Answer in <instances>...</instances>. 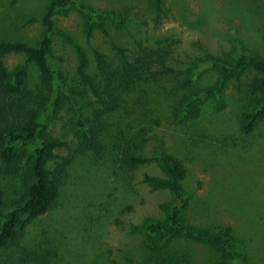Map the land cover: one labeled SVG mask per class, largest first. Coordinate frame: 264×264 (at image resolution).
<instances>
[{"label": "rangeland", "instance_id": "obj_1", "mask_svg": "<svg viewBox=\"0 0 264 264\" xmlns=\"http://www.w3.org/2000/svg\"><path fill=\"white\" fill-rule=\"evenodd\" d=\"M48 1L0 0V40L34 43L41 25L32 20L39 19ZM74 1L108 16L105 23L109 37L96 31L90 41L83 34L86 18L80 8L61 10L54 16L56 29L86 51L96 47L112 55L110 38L131 51L137 48V42L153 46L167 41L169 61L177 70L210 56L225 62H231L240 52L264 58V0H163L158 22L154 21L152 0ZM113 14L119 15L124 25H112ZM4 61L11 71L24 63V57L11 54ZM49 63L72 85L76 55L73 45L58 34L53 36ZM29 72L34 89L37 71L30 65ZM214 81L213 74H206L198 85ZM164 86L168 92L172 87L169 82ZM155 95L158 97L153 107L162 122L146 130V152L152 154L155 147L162 146L183 163L186 177L182 190L188 204L183 212L185 221L211 230L231 228L238 262L264 264V120L245 135L240 131L239 119L253 108V96L246 88L238 92L229 84L222 93L201 102L198 120L182 123L167 114L165 97ZM170 97L174 98L173 94ZM47 100L45 95L38 96L33 106L43 114L42 120L51 122L49 134L75 148L77 142L68 124L74 114L62 108L57 117L43 113L48 109ZM157 110H162V115ZM81 156L63 181L56 204L21 233L29 251L41 244L49 264H229L220 251L183 240L174 241L167 253H156L150 259L147 240L129 232V225H138L145 217L161 218L160 205L175 203L169 193L154 192L139 184L144 172L159 176L157 167L152 164L137 172V184L125 201L124 193L116 194L110 186L106 168L91 165L87 155ZM52 167L53 162L48 169ZM22 190L21 178L8 174L0 162V197L5 213L22 202ZM127 206L132 210L121 214ZM17 252L16 247L7 249L0 256V264H17Z\"/></svg>", "mask_w": 264, "mask_h": 264}, {"label": "trees", "instance_id": "obj_2", "mask_svg": "<svg viewBox=\"0 0 264 264\" xmlns=\"http://www.w3.org/2000/svg\"><path fill=\"white\" fill-rule=\"evenodd\" d=\"M152 7L156 14L154 21L158 22L163 14V0H152ZM73 8L85 13L83 34L87 40L90 41L96 31L109 37L105 13L74 0H49L39 19L32 20L41 25L34 43L0 40V162L8 174L21 178L23 189L22 202L7 213L3 211L0 197V256L16 247L14 261L17 264H49L42 254L41 244L29 251L21 233L51 210L70 168L79 163L81 155H87L91 165L106 168L110 186L116 194L124 193L125 201L137 184L140 169L153 164L159 170V176L144 172L139 184L154 192L169 193L175 203L160 205L161 218L145 217L140 224L129 225V232L141 234L147 240L145 246L150 259L156 253H167L174 241L183 240L220 251L229 264H240L233 251L231 228L211 230L185 221L183 212L188 204L182 183L186 169L162 146L148 154L143 137L162 122L153 107L158 97L155 94L163 95L168 101V115L173 114L182 123L194 122L200 117L201 102L222 93L229 84L238 92L246 88L253 96V108L239 118L241 133H252L264 120V58L240 52L231 62H225L210 56L177 70L169 61L167 41L153 46L137 42V48L131 51L110 38L112 55L96 47L86 51L54 24V16L59 11ZM112 18V25L117 28L124 25L119 15L113 14ZM56 34L74 48L76 66L72 85L49 63ZM11 54L23 56L24 63L9 71L4 60ZM30 65L37 71L38 83L34 89L29 82ZM206 74H213L215 81L199 86V79ZM246 79L250 82L246 83ZM165 82L172 85L169 92ZM178 93L180 96L176 97ZM44 95L48 109L43 113L57 117L58 109L62 108L74 114L68 124L77 142L75 148L49 134L51 122L42 120L43 114L33 106L38 96ZM157 111L162 115V110ZM177 119L174 120L177 122ZM60 150L68 153L59 155L56 151ZM51 162L54 168L48 169ZM131 210L127 206L121 214ZM159 257L157 255V259Z\"/></svg>", "mask_w": 264, "mask_h": 264}]
</instances>
